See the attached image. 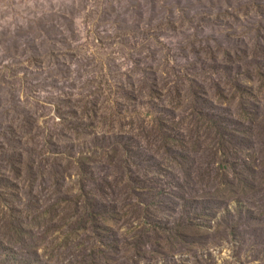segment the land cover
I'll return each instance as SVG.
<instances>
[{
  "label": "rangeland",
  "instance_id": "374dc122",
  "mask_svg": "<svg viewBox=\"0 0 264 264\" xmlns=\"http://www.w3.org/2000/svg\"><path fill=\"white\" fill-rule=\"evenodd\" d=\"M0 264H264V0H0Z\"/></svg>",
  "mask_w": 264,
  "mask_h": 264
}]
</instances>
